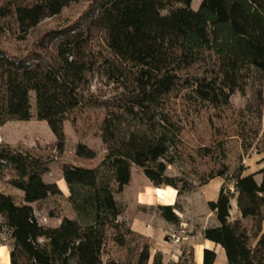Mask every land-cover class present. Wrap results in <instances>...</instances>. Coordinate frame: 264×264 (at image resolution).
Instances as JSON below:
<instances>
[{"label": "trees", "instance_id": "16d2710c", "mask_svg": "<svg viewBox=\"0 0 264 264\" xmlns=\"http://www.w3.org/2000/svg\"><path fill=\"white\" fill-rule=\"evenodd\" d=\"M80 1L0 0V21L9 24L0 26V130L11 120L46 121L59 157L67 147L65 123L79 129L80 115L99 112L105 146L98 161L96 150L77 144L78 162L62 166L75 217L48 226L34 203L63 195L57 182L46 181L52 154L0 142V179L10 175L8 184L22 193L0 191V246L10 247L11 264H149L150 241L132 230L117 198L134 167L154 186L176 188L180 198L222 177L218 199L209 202L217 224L203 236L225 249L228 264H264V167L245 174L244 162L250 150L264 151V0H203L197 10L193 0H91L78 19L49 29L25 52L3 46L10 31L24 41ZM96 71L121 91L107 98L85 94ZM237 93L247 102L234 110ZM228 110L241 154L232 161L219 136L197 150L213 160L208 170L182 167L170 175L188 156L191 115L213 111L221 119ZM182 208L177 202L157 211L179 225ZM111 243L127 251L125 260L104 261ZM216 258L205 249L204 264ZM194 263L193 247H185L175 264ZM153 264H165L162 254Z\"/></svg>", "mask_w": 264, "mask_h": 264}, {"label": "rangeland", "instance_id": "374dc122", "mask_svg": "<svg viewBox=\"0 0 264 264\" xmlns=\"http://www.w3.org/2000/svg\"><path fill=\"white\" fill-rule=\"evenodd\" d=\"M202 1L203 0H193L192 8L195 10L199 9ZM90 2L91 0H81L78 3L71 4L70 6L64 8L59 16L45 20L39 27L33 30L30 36L24 41L12 36L10 34L11 31H8L9 33L3 38L2 44L5 48L10 49L11 51L23 53L29 47L34 46V43L39 39V37L49 29L67 25L68 23L78 19L84 10L88 8ZM8 25V22L0 21V26L8 27ZM120 91L121 88L118 84L112 83L110 79L104 76L101 71H96L91 76L89 83L85 88V94L94 95L100 98L113 96ZM246 102L247 97H243L239 93L232 97V106L234 110L244 107ZM32 105L35 112L36 99L34 93H32ZM99 114V112H91L83 116L80 115L78 120L79 129L74 127L71 120L65 123L67 147L66 151L59 157L54 155V143L56 139L48 123L46 121L36 120L35 118L29 121H8L0 130V142L10 143L13 145L21 144L25 147L40 148L44 153L52 154L53 159L50 164V172L46 175V181L57 182L58 184L61 182L63 177V164L66 162H78L75 157V152L76 146L79 142H84L96 150L98 153V161L103 158L105 154V146L95 122L97 121V116ZM213 114V111H203L201 114H192L188 119L184 133V140L187 146L185 153L188 154V156L185 158L184 162H182L181 166L170 167V175H179L182 167L187 171L197 169L203 172L208 170L211 166H213V160L210 157L201 156V153L199 154L197 150L201 146L211 144L212 141L216 140L219 136H224V138H226L230 159L232 161H234L239 154H241V142L233 135V118L231 116V110H228L225 117L223 115L221 119L217 118ZM219 130H221V132ZM259 157H264V151L259 152L257 149L250 150L246 155L244 162L245 164H250L252 167H256L258 165L256 160ZM133 172H135V181L138 182L140 177L137 172L141 171L134 167ZM8 178H10V175L0 179V191L21 196L22 193L19 190L8 184ZM258 179H260V176H258ZM69 194L70 190L68 188L65 189L63 195L61 196H50L43 201L34 203L35 213L40 223L48 226H58L63 217H75V212L68 200ZM128 194L129 192L118 194L117 198L125 206L124 217L129 223L133 215V206L130 202V196ZM191 201L201 212V208L197 205L194 197H192ZM1 221L2 218L0 216V222ZM194 223H196V221H194ZM179 233L182 235L185 234L184 231L180 232V230L176 232V234ZM7 250L10 253L9 246L5 247V251ZM126 254V250H117V248L111 243L109 245L108 253L104 256V261L106 262L109 257L125 260L127 258Z\"/></svg>", "mask_w": 264, "mask_h": 264}, {"label": "crops", "instance_id": "0c3cea01", "mask_svg": "<svg viewBox=\"0 0 264 264\" xmlns=\"http://www.w3.org/2000/svg\"><path fill=\"white\" fill-rule=\"evenodd\" d=\"M256 162H258L256 167L246 164L245 174L255 173L264 167V157L257 158ZM137 173L140 180L135 181V172H133L132 182L125 188L123 194L129 192L128 195L133 206V215L130 220L132 230L150 241V264H153L154 257L158 253L162 254L165 264H175L180 260L185 247H193L194 264H204L205 249L214 250L217 253L215 264H228L225 249L220 244L205 239L203 236L207 227L217 224L216 214L210 209L209 202L218 199L224 179L217 177L196 191L180 198L176 188L172 186L156 187L144 174ZM58 185L63 192L68 189L63 177ZM192 197L201 208V212L198 207L194 206L195 204L191 201ZM177 202H181L183 207L180 211H176L181 217L179 225L170 223L157 211V207L160 205H175ZM233 206V214H237L236 202L233 203ZM179 230L180 232L184 231L185 234H176ZM173 235L179 236L180 240L176 241ZM1 247L5 248L6 246Z\"/></svg>", "mask_w": 264, "mask_h": 264}, {"label": "bare ground", "instance_id": "6f19581e", "mask_svg": "<svg viewBox=\"0 0 264 264\" xmlns=\"http://www.w3.org/2000/svg\"><path fill=\"white\" fill-rule=\"evenodd\" d=\"M0 264H11L10 253L8 251L6 252L5 248H2L1 246H0Z\"/></svg>", "mask_w": 264, "mask_h": 264}, {"label": "built area", "instance_id": "2783aa9c", "mask_svg": "<svg viewBox=\"0 0 264 264\" xmlns=\"http://www.w3.org/2000/svg\"><path fill=\"white\" fill-rule=\"evenodd\" d=\"M173 238H174L176 241H179V240H180V237H179V236H176V235H173Z\"/></svg>", "mask_w": 264, "mask_h": 264}]
</instances>
